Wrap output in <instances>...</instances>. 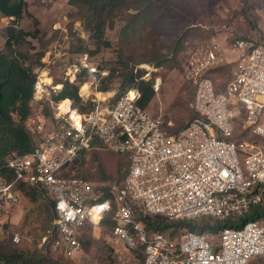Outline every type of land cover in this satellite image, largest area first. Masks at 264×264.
I'll return each mask as SVG.
<instances>
[{
  "label": "built area",
  "instance_id": "obj_1",
  "mask_svg": "<svg viewBox=\"0 0 264 264\" xmlns=\"http://www.w3.org/2000/svg\"><path fill=\"white\" fill-rule=\"evenodd\" d=\"M259 41L238 37L222 48L212 39L192 51L185 77L193 86L187 106L194 117L175 133L170 132L171 122L137 104L140 95L134 88L101 107L109 99L96 94L108 71L99 68L98 55L80 53L71 62L63 58L59 83L48 70L32 71L35 81L24 126L34 144L28 154L5 158L4 167L13 177L0 175V231L21 203L22 187L41 191L50 202L47 237L51 249L65 258L80 254L83 229L98 227L112 211L115 243L142 254L143 264H248L264 259V219L224 226L215 234L149 233L140 220L205 217L224 222L243 217L262 201L257 188L264 186V41ZM226 50L236 53L232 78L216 90L209 72L225 64ZM61 55L48 50L51 60ZM142 68L146 73L139 78L149 81L151 67ZM65 82L77 87L83 104L93 103L91 110L80 112L68 98L52 99ZM159 87L156 78L154 93ZM247 134L258 140H247ZM94 139L128 163L120 183L107 189L110 198L102 199L104 190L75 175V165L93 148ZM20 241L17 234L11 238L15 245Z\"/></svg>",
  "mask_w": 264,
  "mask_h": 264
},
{
  "label": "rangeland",
  "instance_id": "obj_2",
  "mask_svg": "<svg viewBox=\"0 0 264 264\" xmlns=\"http://www.w3.org/2000/svg\"><path fill=\"white\" fill-rule=\"evenodd\" d=\"M28 1L34 13H29L24 1L21 19L14 27L24 33L23 44L16 47V53L26 68L29 67L32 71L48 70L55 82L59 83L63 58L71 62L73 57L81 53L77 50L95 49V43L83 24L84 11L70 5L69 0ZM136 1L124 0L120 10L112 15L113 27L105 30L103 38L110 42V46L102 48L96 54L101 58L102 68L108 71L107 79L99 86V89L104 86L105 91L102 92L105 94H102V98L98 97L103 100L109 96V101L101 107L111 105L123 92L119 89V74L116 72L109 78L110 67L117 59L120 58L132 68L136 75L140 72L143 76L146 71L142 66L148 65L152 69L148 71L149 81L160 79V87L146 110L153 116L171 122L170 132H177L190 121L192 115L187 104L192 96L193 86L185 77L186 61L190 53L212 39L219 43L226 39L225 44L242 35L263 40L264 0H148L147 6ZM12 25L5 28L4 33ZM123 27L129 33H123ZM48 50H56L64 56L51 60L52 55L48 56ZM235 56L236 53H233L231 58ZM229 65L224 64L211 71L214 85L220 86L232 78L233 64ZM99 89L97 92L101 91ZM246 139L258 140L250 134L246 135ZM106 153L99 151L97 160L87 154L84 157L88 161L82 171L91 176L90 180L96 189L107 190L119 184L128 166L126 160ZM118 164L121 165L119 173ZM102 169L109 180H98ZM34 192L37 195L36 201L32 202L23 195L19 206L21 209L15 211L11 222L0 231L1 252H22V260H28L26 264H38L37 261L46 264H142L139 253L126 251L118 246L110 230L101 224L93 229L87 225L83 229L80 254L73 258L55 259V255L53 258L50 249L44 248L50 239L47 235L52 221L45 206L51 204L41 191ZM167 222L173 227L167 228L164 233L190 231L181 222L197 227H211L216 223L205 217L190 222ZM202 232L216 233L208 229ZM14 234L21 238L17 245L11 242ZM15 264H19L18 261ZM248 264H264V259L253 260Z\"/></svg>",
  "mask_w": 264,
  "mask_h": 264
},
{
  "label": "trees",
  "instance_id": "obj_3",
  "mask_svg": "<svg viewBox=\"0 0 264 264\" xmlns=\"http://www.w3.org/2000/svg\"><path fill=\"white\" fill-rule=\"evenodd\" d=\"M124 0H69L68 3L72 6H77L82 8L83 24L87 31L90 33L91 39H93L95 49H85L77 50V52L88 53L89 55L96 56V54L104 47H109L110 42L104 40V33L107 28L113 27L112 15L115 12H118L123 5ZM136 1V0H135ZM136 2L144 3L147 6L148 0H137ZM146 2V3H145ZM25 7L24 0H0V15L3 17H13V22L11 24L16 25V23L21 19L23 8ZM123 33H129L126 27H123ZM37 33V31H36ZM6 34V40L2 49H0V175L7 176L8 179H12V173L6 169L4 166L5 158L10 153H16L17 155L28 154L34 144V139L30 132L25 128L24 122L29 113V102L32 98L33 84L35 81V75L33 74L30 68H26L24 62L21 60L19 54L16 53V47L23 44V35L24 33L13 26L8 28ZM246 38L247 35L240 36ZM236 38V37H235ZM260 40V39H259ZM263 40H260L259 43ZM99 68L102 69L101 63ZM109 78H111L116 72L120 77L119 89L121 91H126L127 89L134 88L138 91L140 97L137 104L141 108H146L151 102L155 93L152 89V81H144L139 77L142 76L139 72L137 75L134 73L132 68H129L120 58L117 59L113 66L110 67ZM107 79V78H106ZM104 79V80H106ZM103 88V89H102ZM99 90L105 91L104 86ZM68 98L72 100L73 106L76 107L80 112H85L91 110L93 103L87 102L83 104L80 101V98L77 94V87L65 82L62 86V89L52 97L54 100H63ZM190 120L194 117L193 112ZM45 114L48 115V110L45 109ZM14 116L17 119H14ZM92 149L89 151H84L75 165V175L77 177L83 178L88 181L90 180V175L86 172H83L82 169L85 166L86 161L84 159L85 155H90L93 160H97L98 152L104 151L107 152V155H115L120 159L126 160L125 157L113 154L108 150L103 149L102 145L94 139L91 143ZM90 158V159H91ZM127 162V161H126ZM121 165H117L119 173ZM121 176V174H120ZM98 180H109V177L106 176V173L102 169L99 171ZM257 190L262 196V201L250 207L248 212L241 218L237 219H227L224 222H216L213 226H202L197 227L191 225V223H183V226L188 227V230L194 232H202L205 229L217 232L224 226H234L239 227L242 223L246 221H255L264 219V186L258 187ZM104 195L102 199L110 198L111 195L108 193V190L104 189ZM21 192L25 197L30 201L35 202L37 195L34 191H29L21 187ZM45 210L49 216L50 221L52 220V206H45ZM112 211L108 213L100 224L103 227H106L108 230H112ZM140 220L145 225L149 233L154 231H165L167 228H172V225L167 224L169 220L162 217H140ZM190 222V221H186ZM51 239H49L44 248L47 250V247L50 249L53 258L60 259L59 257L64 258L59 253L51 249L50 244ZM49 251V250H48ZM55 253V254H54ZM140 254V253H139ZM23 253H5L0 251V264H15L18 261L19 264H26L27 261L22 260ZM58 255V256H57ZM141 256V262L143 264V256ZM65 259V258H64ZM30 260V259H29ZM52 260V259H50ZM260 259H257V261ZM34 261V260H33ZM38 264H43L45 262L37 261ZM36 260L34 263H37ZM31 264V263H30ZM33 264V263H32ZM46 264V263H45ZM52 264H62L52 263Z\"/></svg>",
  "mask_w": 264,
  "mask_h": 264
},
{
  "label": "crops",
  "instance_id": "obj_4",
  "mask_svg": "<svg viewBox=\"0 0 264 264\" xmlns=\"http://www.w3.org/2000/svg\"><path fill=\"white\" fill-rule=\"evenodd\" d=\"M26 3H27V7H28V11H29V13H34L33 12V9L30 7V3H29V1L28 0H24ZM13 17H3V16H1L0 15V49H2L3 48V46H4V43H5V40H6V34L4 33V29L5 28H7V27H9L10 25H12L11 23L13 22ZM20 21V20H19ZM18 21V22H19ZM17 22V23H18ZM16 23V24H17ZM13 27H16V25H12ZM239 37V36H238ZM238 37H236V38H238ZM210 42V41H209ZM208 42V43H209ZM229 42V41H228ZM227 42V43H228ZM231 42V41H230ZM229 42V43H230ZM208 43H206V44H203V45H200L199 47H204V46H206ZM226 43V39L225 40H223V41H221L220 42V44L222 45V46H224V45H226L225 44ZM198 47V48H199ZM224 48V47H223ZM197 49V48H196ZM192 53V52H191ZM190 53V54H191ZM233 53H235V52H231V51H228V50H226L225 52H224V55H225V65H229V64H233V61L235 60V57H232L231 58V56H232V54ZM227 56V57H226ZM224 66V65H223ZM229 66H231L232 67V65H229ZM215 70V69H214ZM213 71V70H212ZM209 76H210V78H211V76H212V72L210 71L209 72ZM228 82V81H227ZM226 82V83H227ZM226 83H224V84H222V85H215V87H216V90H221L222 88H223V86L226 84ZM158 93V92H157ZM102 94L104 95L105 93L104 92H102V91H100L99 93H97L96 95L97 96H99L100 98H102ZM109 96H107L106 98H108ZM192 97V96H191ZM191 99V98H190ZM173 132V131H172ZM173 133H175V131L173 132ZM20 206V205H19ZM19 209H21V207H18ZM18 208H16L15 210H14V213H15V211L18 209ZM21 211V214H22V210H20ZM15 216V215H14ZM13 216V217H14Z\"/></svg>",
  "mask_w": 264,
  "mask_h": 264
},
{
  "label": "bare ground",
  "instance_id": "obj_5",
  "mask_svg": "<svg viewBox=\"0 0 264 264\" xmlns=\"http://www.w3.org/2000/svg\"><path fill=\"white\" fill-rule=\"evenodd\" d=\"M45 74L46 73H43V75H45ZM45 81L48 82V83H51V80L47 76L45 77ZM85 89H86V87H85V85H83L82 88H81V92L85 91Z\"/></svg>",
  "mask_w": 264,
  "mask_h": 264
}]
</instances>
